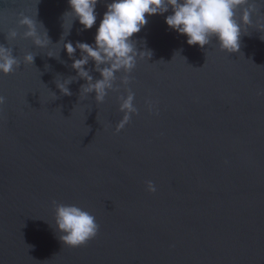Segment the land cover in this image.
Masks as SVG:
<instances>
[{"label": "water", "instance_id": "water-1", "mask_svg": "<svg viewBox=\"0 0 264 264\" xmlns=\"http://www.w3.org/2000/svg\"><path fill=\"white\" fill-rule=\"evenodd\" d=\"M111 2L98 0L96 24L80 31L63 19L68 0H0V44L36 55L0 73V264H264V34L249 29L228 54L215 40L188 45L165 22L171 9L146 17L132 39L152 55L137 59L128 86L139 114L117 133L123 86L96 103L94 92L79 99L83 79L68 85L71 96L55 83L77 75L64 31L72 25L64 42L94 44ZM20 12L52 44L7 41L10 29L24 31ZM53 201L94 215L97 236L63 245Z\"/></svg>", "mask_w": 264, "mask_h": 264}, {"label": "clouds", "instance_id": "clouds-1", "mask_svg": "<svg viewBox=\"0 0 264 264\" xmlns=\"http://www.w3.org/2000/svg\"><path fill=\"white\" fill-rule=\"evenodd\" d=\"M97 3L98 0H68L70 11L64 14L63 19L66 16H71L72 22L78 19L83 26L80 31L92 29L97 21ZM106 8L96 30L94 44L78 41L74 46L71 41L64 42L72 25L67 33L64 31L60 42H63L69 58L73 59L71 68L77 75L69 76L62 82L55 80V83L62 95L71 96L68 85L83 79L86 83L80 86L79 99L94 92L96 103H103L109 92H119L123 86L127 95L118 96L119 111L123 117L116 124L117 133L125 128L133 115L139 114L134 103L135 93L128 86L132 82L131 73L137 66V59H143L145 55L149 59L152 55L149 50H138L137 42L132 39L147 25L146 17L164 14L171 9L165 22L170 29L186 35L188 45L204 48L215 40L219 49L228 54L240 51L241 36L248 35L249 29L264 34V0H112ZM17 23L24 29L22 35L16 29H10L6 33L7 41L20 36L31 39L38 48H47L52 44L44 25L36 18L20 12ZM261 38L264 39V35ZM77 49L80 51L79 59L75 58ZM35 56L28 52L21 59L13 55V47L0 44V73L8 75L20 70L22 64L33 65ZM47 56L57 58L51 51ZM90 61L94 62V69L86 70L85 66ZM92 71L98 72L100 78L94 79L90 74ZM118 73L121 75L118 76ZM257 95L264 96V89L258 90ZM54 96L57 99L55 93ZM5 102L6 97L0 95V105ZM145 103L151 112L153 102L146 100ZM146 190L155 193L157 188L149 180L146 181ZM52 203L55 229L60 233L63 245L81 247L97 236L100 226L90 212L74 204Z\"/></svg>", "mask_w": 264, "mask_h": 264}]
</instances>
